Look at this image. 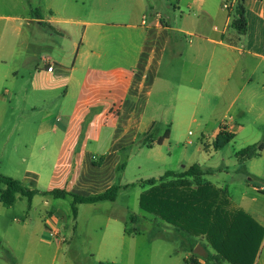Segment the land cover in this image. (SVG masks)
Segmentation results:
<instances>
[{
  "label": "crops",
  "instance_id": "0c3cea01",
  "mask_svg": "<svg viewBox=\"0 0 264 264\" xmlns=\"http://www.w3.org/2000/svg\"><path fill=\"white\" fill-rule=\"evenodd\" d=\"M245 3L241 36L224 0H0V163L27 165L18 181L40 192L93 196L120 187L116 201L76 204V219L71 197L55 198L70 204L66 215L52 196L29 204L18 193L5 206L0 194V252L12 258L2 264H75L63 261L67 254L137 264L135 236L126 234L132 214L119 199L135 186L123 178L132 147L156 128L169 131L165 142L200 141L210 157L202 181L264 229V151L244 165L237 157L264 143V0ZM227 120L235 138L217 149ZM193 126L195 139L186 133ZM23 199L27 211L17 216ZM193 253L144 255L149 264H194ZM255 264H264V238Z\"/></svg>",
  "mask_w": 264,
  "mask_h": 264
},
{
  "label": "trees",
  "instance_id": "16d2710c",
  "mask_svg": "<svg viewBox=\"0 0 264 264\" xmlns=\"http://www.w3.org/2000/svg\"><path fill=\"white\" fill-rule=\"evenodd\" d=\"M246 0H236L235 8L232 7L233 28L241 36L247 34ZM149 140L154 134H144ZM170 133L160 137L156 143L163 145L169 139ZM235 135L229 133L224 127L217 137L215 148L228 145ZM148 140V141H149ZM153 142H151L152 145ZM153 146H148L152 148ZM264 151V143L252 145L241 150L237 157L239 164L244 163ZM126 163L119 166L124 170ZM203 172L199 165H193L181 173L168 171L159 182L157 179L147 180L149 188L144 191L139 200L140 208L146 213L155 216L166 224L173 226L194 252V238L205 236L213 249V254L208 255V264H255L264 238V229L248 214L242 210H234L226 191L217 189L209 182L202 181ZM176 178L167 183L164 179ZM188 178H192L190 181ZM1 201L5 206H10L15 201V195L20 193L27 197L29 204L37 195L52 196L56 199L73 198V216L76 219L78 209L76 204H96L104 201H116L120 187L112 186L106 192L93 196H81L63 189H54L40 192L25 187L20 181L0 175ZM196 185V187H194ZM131 222L138 220L132 216ZM136 230H126V234H136ZM194 264H202L197 259H191Z\"/></svg>",
  "mask_w": 264,
  "mask_h": 264
},
{
  "label": "rangeland",
  "instance_id": "374dc122",
  "mask_svg": "<svg viewBox=\"0 0 264 264\" xmlns=\"http://www.w3.org/2000/svg\"><path fill=\"white\" fill-rule=\"evenodd\" d=\"M235 4L236 3H234V8ZM224 11L225 14H227L233 20L234 12H232V9L230 11ZM213 132V129H210L208 131V133L211 135L214 134ZM164 133V128H156L153 132L150 130L148 132V135L154 134V138H156L157 141L158 137L163 135ZM186 133L189 138L195 139L199 132L196 126H193L188 128L186 130ZM154 138L149 140V137H145V135L142 134L137 138L135 145L132 147L133 153H129L128 151L129 156H135L133 159L131 158L129 167L123 178L125 182H134L135 186L132 187V189L126 190V193L124 192L119 199V207L128 208L129 214H132V216L138 218V220L134 223L129 220L127 229L129 231L136 230V234L133 235L136 239L133 251H138L140 255L139 260H137V264H149L148 259L146 258L144 253H147L152 249L155 252H160L161 255H165L164 252L167 251H170L172 254L184 253L185 250L190 251L189 243L183 237L177 234L173 226L166 224L162 220L155 218V216L146 213L140 208L138 195L148 187L146 181L151 178H155L160 182L162 180L160 178L163 177L167 171H174L179 173L187 166L191 167L193 165H201L204 168L205 164H207L210 160V157L208 158L207 154L204 151L200 150L202 149L200 141H196L197 143H194L192 145H187V143L177 144L174 141L165 142L163 145H158L157 143L151 145V142H154L155 140ZM149 144L150 146H153V148H148ZM241 146L242 144L240 142L238 144H234L233 146H227L223 151L225 153V157L232 160L231 157H233L232 155H234V149L237 150V148H240ZM127 162L128 160L123 161V163ZM27 169V165L20 162L4 161L0 163L1 175L20 180L22 182L23 175L27 173ZM188 179L190 181L193 180L192 178ZM175 180L177 179L173 177L164 179V182L170 183ZM194 187H196V185H194ZM52 199H54L53 201H56V206L64 210L66 215L69 212L71 213V207L68 201L56 200L55 198ZM23 201L24 203L19 201L17 206L15 207V214L17 216L23 215L27 211L28 202L25 199H23ZM90 210L91 209L86 208V206H83V217H88ZM71 219H73L72 216ZM16 245L20 247L18 243ZM184 245L185 249L183 248ZM194 245L195 248L197 246L202 247L205 250V253L204 255H198L192 252L193 254L192 256H190V259L193 258L197 259L198 261L203 260V264H208L207 257L214 252L206 237L201 236L194 238ZM2 256L6 255L0 252V264H2ZM61 258H64L63 261L74 262L75 264H100L93 258L81 256L75 258L73 256H70L69 254ZM6 260L10 261L12 260V258L6 256ZM44 263H46L45 259ZM154 264H160V261L156 259V262Z\"/></svg>",
  "mask_w": 264,
  "mask_h": 264
},
{
  "label": "built area",
  "instance_id": "2783aa9c",
  "mask_svg": "<svg viewBox=\"0 0 264 264\" xmlns=\"http://www.w3.org/2000/svg\"><path fill=\"white\" fill-rule=\"evenodd\" d=\"M232 7H233V3H230L229 0H224L223 8H224L225 10L230 11V10L232 9ZM47 66L49 67V70L52 71L53 68H54V62H52V61H48V62H47ZM223 126L225 127V129H226L229 133H233L234 128H233V125H232V123H231L230 120L225 121ZM52 235H53L54 237H57V238H62V237H61V234H60V232H59L58 230H54V231L52 232ZM62 240L65 241L64 238H62ZM186 264H190V263H186Z\"/></svg>",
  "mask_w": 264,
  "mask_h": 264
},
{
  "label": "water",
  "instance_id": "95a60500",
  "mask_svg": "<svg viewBox=\"0 0 264 264\" xmlns=\"http://www.w3.org/2000/svg\"><path fill=\"white\" fill-rule=\"evenodd\" d=\"M195 253L198 254V255H204L205 250H204L202 247L197 246V247L195 248Z\"/></svg>",
  "mask_w": 264,
  "mask_h": 264
}]
</instances>
